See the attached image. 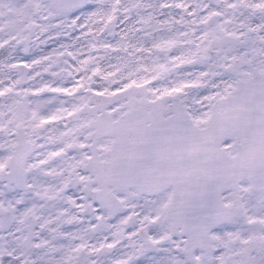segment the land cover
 <instances>
[{"label": "snow or ice", "instance_id": "obj_1", "mask_svg": "<svg viewBox=\"0 0 264 264\" xmlns=\"http://www.w3.org/2000/svg\"><path fill=\"white\" fill-rule=\"evenodd\" d=\"M0 264H264V0H0Z\"/></svg>", "mask_w": 264, "mask_h": 264}]
</instances>
